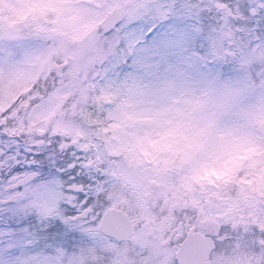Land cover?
<instances>
[{"label":"snow or ice","instance_id":"snow-or-ice-1","mask_svg":"<svg viewBox=\"0 0 264 264\" xmlns=\"http://www.w3.org/2000/svg\"><path fill=\"white\" fill-rule=\"evenodd\" d=\"M0 0V264H264V0Z\"/></svg>","mask_w":264,"mask_h":264},{"label":"rangeland","instance_id":"rangeland-1","mask_svg":"<svg viewBox=\"0 0 264 264\" xmlns=\"http://www.w3.org/2000/svg\"><path fill=\"white\" fill-rule=\"evenodd\" d=\"M15 2H16V0H10V3L8 5V7L5 9V11L8 13H13L14 7H15Z\"/></svg>","mask_w":264,"mask_h":264}]
</instances>
